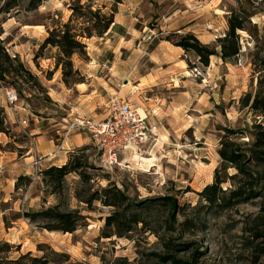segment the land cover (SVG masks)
<instances>
[{"label":"rangeland","instance_id":"rangeland-1","mask_svg":"<svg viewBox=\"0 0 264 264\" xmlns=\"http://www.w3.org/2000/svg\"><path fill=\"white\" fill-rule=\"evenodd\" d=\"M179 1L51 0L35 11L21 7L0 14L1 39L7 52L12 58L18 56L29 72L24 78L12 73L0 80V120L5 119L6 129L0 133V155L15 152L21 156L28 150V131L35 124L48 125L57 136L59 128L61 135L76 119L104 122L113 98L140 109L150 102L161 113L165 111L159 117L166 121L158 125L157 139L120 152L119 165L111 171L101 166L91 135L81 133L88 134L91 143L70 154L68 162L78 169L60 185L42 173H38L37 182L35 177H20L12 201L0 202V243L13 247L2 257L15 260L30 252L51 260L55 259L53 253L65 255L67 258H56L60 264H173L175 260L264 264V158L256 160L264 153V142L255 146L264 131V113L251 109L256 100L264 104V0H203L205 8L225 20L226 30L215 31L211 45L218 54V41L228 31V17L241 8L246 11V16L240 14L249 20L246 30L239 32V56L227 61L219 56L215 61L213 56L209 66L203 67L192 52L184 53L181 58L189 73L184 91L191 92L192 98L183 100L171 93L168 82L161 79L154 83L150 78L148 83L142 81L146 87L136 99L135 76L152 72L158 42L168 37L177 41L188 34L160 31L164 17L174 18L187 5H195L192 0ZM79 3L94 11L101 9L104 15L115 10V16L120 14V22L126 20L124 25L132 32L113 28L102 37L93 33L91 39H83L86 55L72 56L78 73H73L66 85L62 68L57 67L62 55L44 43L54 29L69 22L70 7ZM89 19L72 25L91 29ZM210 20L218 21L215 17ZM105 83L112 90H105ZM7 89L16 91V109H10L6 101ZM175 97L178 105L185 106L182 114L169 112L168 103ZM201 97L209 103L205 110H199L204 104L198 100ZM191 121L194 124L189 126ZM228 129L240 131L230 134ZM224 137L225 149L239 155L247 173L242 175L234 165L223 162L219 151ZM127 159L130 167L124 162ZM216 170L223 183L215 202L209 203L202 192L214 183ZM0 172L1 186L4 169ZM32 184L35 191L43 193L40 201L46 205L44 209L58 207L63 213L83 217L76 232H49L37 227L42 222L30 223L27 196ZM117 190L125 192L127 200L119 199ZM113 203L117 206H108ZM174 204L177 209L173 212Z\"/></svg>","mask_w":264,"mask_h":264},{"label":"trees","instance_id":"trees-1","mask_svg":"<svg viewBox=\"0 0 264 264\" xmlns=\"http://www.w3.org/2000/svg\"><path fill=\"white\" fill-rule=\"evenodd\" d=\"M51 0H0V14H10L11 12L23 7L26 12L37 10L44 2ZM92 6L81 5V3L72 5L70 7L72 15L67 24L62 25L59 29H54L49 37L45 40L44 46L56 47L62 55L61 61L57 63V67L61 66L63 81L67 85L68 79L74 71L71 58L73 55H86V45L82 42L83 39H91L93 33L97 37H102L103 34L107 33L112 25L114 24V16L116 11L113 10L110 14L104 15L101 9L94 11ZM240 14L246 16V11L240 9L238 12H233L227 19L228 31L225 36L219 39L218 44L220 47V53L218 54L216 48H212L210 45H205L199 41V39L192 33H188L184 36H177L178 40L174 41L171 37L165 39L166 42L171 43L173 46L181 48L185 54L192 52L199 60V63L203 67H208L210 64V58L213 56H219L222 61L233 59L240 54V31H245V24L248 22L247 18H243ZM91 19V29H76L73 27V23H79L80 20ZM89 19V20H90ZM88 23L90 21H87ZM82 24V23H79ZM2 32H0V80L4 81L7 74H15L17 77L24 78L25 75H29V72L25 69L23 63L20 61L18 56L11 57L5 47L4 41L1 39ZM43 46V47H44ZM253 110H260L264 113V104L259 103L257 100L251 106ZM256 126V128H258ZM240 130H230L227 132L230 134H238ZM6 132L5 119L0 120V133ZM264 142V131L257 136L256 145L259 146ZM259 143V144H258ZM227 142L226 137L223 138V149L219 151V155L223 162L232 164L242 175L248 171L245 168V164L241 161L239 155L230 149H225ZM258 144V145H257ZM256 160L260 161L264 158V153H259ZM250 161L249 163H251ZM78 167L72 166L71 163H67L62 167H52L44 171H39L46 178H49L50 182L56 185H60L66 176L71 173H76ZM22 177L20 178V180ZM223 181L219 177V171H215L214 183L207 186L202 195L206 198L209 203H213L216 200L217 190H220V185ZM117 197L121 200H127L125 192L117 190ZM172 200V199H167ZM113 203L108 206H117ZM177 209L176 205L172 206L173 212ZM172 212V216H173ZM26 218L32 224H39L42 222L43 225H37L38 228L47 230L49 232H61L63 234H73L77 231L79 221L82 216L79 213L67 212L63 213L58 207L43 209L38 212H32ZM13 249L8 244L0 243V264H60V260L56 258H67L65 255H58L53 253L55 256L54 260H51L49 256L44 255L42 257H34L32 253L28 252L21 255L15 260H11L8 257H2L7 252ZM174 260V259H173ZM173 264H194L192 262L173 261Z\"/></svg>","mask_w":264,"mask_h":264},{"label":"crops","instance_id":"crops-1","mask_svg":"<svg viewBox=\"0 0 264 264\" xmlns=\"http://www.w3.org/2000/svg\"><path fill=\"white\" fill-rule=\"evenodd\" d=\"M179 2L182 4L184 3V0H180ZM191 2H193L195 5H187L186 7L188 9L185 7V9L181 11V14H178V16L174 18L169 17L168 19L167 17H164V22H162L160 25V31L166 34L192 33L203 44L211 46L215 42V31L220 29L226 30L223 15L220 17V15H217L214 12H210L207 8H205L203 0H192ZM119 17L120 14H117L115 16L114 24L112 25L110 30L113 28H123V30L127 28L128 33H131L132 28L125 27L124 25L127 21L125 20L123 23H121ZM210 17H215L216 20L218 19V21H212L210 20ZM155 49L157 59L155 60V63L153 65L154 68L152 69V72L144 74L140 72V74L135 76L136 81L138 82V85L135 87L137 89L136 99H140L139 91L142 90V87H146L143 86V80L148 83L147 80L150 78L154 80V83H156L157 80L158 82L161 81V79H163L162 82L164 83L168 82L166 84H168L170 88H172V91H174L171 93L174 95H179V97H181L183 100H186L187 97L192 98L193 94L191 92L184 91L186 83L189 82V79L187 77L189 73L186 69V62L184 59L181 58L182 56H184V51L181 48L175 47L166 41H159ZM162 53H166L168 54V56L165 58L160 57ZM169 53L171 54L169 55ZM217 60L219 61L218 57L216 56L215 61ZM132 75L133 74H130L129 76ZM175 82H178L179 84L176 85ZM105 84V90H112V86L110 84ZM176 91H179V93H176ZM176 98L177 97H175L172 102L169 101V112L175 114H182L184 112L185 106L178 105ZM158 100L164 101L162 99ZM198 100H201L202 102L204 100V97H201ZM203 102L204 104L201 105L199 110H202V108L205 110L209 105V103H206L205 101ZM142 106L144 107L143 110L150 119L149 122L152 125L156 124L158 126L159 124L162 125L166 122L165 118L163 117H161L163 121L161 122V118L159 117L165 115L164 110H162L161 113L160 109L156 108V106H153L150 102L142 104ZM194 109L193 111H197V107ZM193 124L194 121H191L189 126H192ZM39 125L40 124H35L33 127H30L28 131V136L30 137V148H28V150H25L21 156H18L15 152H5L0 155V168L4 169L5 174L2 178L3 185L0 186V202L12 201V194L15 195L14 191L16 190V183L20 177H29L33 180L35 177V182H37V180H40V175L37 174L35 176V170L32 166V162L36 156L44 158L41 164L40 171L47 170L53 166L62 167L67 164L70 154H72L76 149L88 146L91 143L90 136L88 134H75L70 139H68L63 151H60L57 154V159L53 162L49 161L47 157L48 155L56 151V142L59 140L57 136H60L62 129H58L56 136L52 134L53 130L55 129H49L48 125ZM124 157L125 154L123 155V158ZM124 162L129 163V166L127 167L131 166V161H128V159ZM35 187L36 185H33L31 187L27 196L30 200V203H28L27 205L32 210V212H38L43 210L44 208H47L46 205L40 201V196L42 197L43 193L40 191H35Z\"/></svg>","mask_w":264,"mask_h":264},{"label":"built area","instance_id":"built-area-1","mask_svg":"<svg viewBox=\"0 0 264 264\" xmlns=\"http://www.w3.org/2000/svg\"><path fill=\"white\" fill-rule=\"evenodd\" d=\"M6 101L10 109L17 108L15 90H6ZM109 104V116L104 122L95 123L81 119L69 122L60 135L56 151L48 155L47 159L55 161L71 135L89 133L98 149L101 166L111 171L115 165H119L120 152L139 149L149 141L157 139L158 126L148 122V116L143 109L119 98H113ZM43 160L39 156L34 158L32 166L35 174L39 173Z\"/></svg>","mask_w":264,"mask_h":264}]
</instances>
